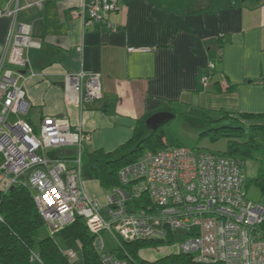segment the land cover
<instances>
[{
	"label": "crops",
	"instance_id": "crops-1",
	"mask_svg": "<svg viewBox=\"0 0 264 264\" xmlns=\"http://www.w3.org/2000/svg\"><path fill=\"white\" fill-rule=\"evenodd\" d=\"M40 1L41 8L26 7ZM117 3L118 9L106 16L117 27L111 32L72 18L81 0H0V10L19 8L15 17L0 18V47L13 24L30 26L40 42V49L30 53L34 76L24 72L27 110L12 120L36 128L43 118L57 117L80 127L89 136L81 151L93 153L91 168L96 152L121 154L138 126L178 105L201 107L220 118L227 113L246 130L264 127V0L236 8L227 0ZM80 71L98 75L102 93L99 101L81 109L66 105L62 91L64 74ZM203 76L208 80L202 84ZM91 175L80 178L82 187L104 206L96 191L101 186ZM63 252L76 257L72 250Z\"/></svg>",
	"mask_w": 264,
	"mask_h": 264
},
{
	"label": "built area",
	"instance_id": "built-area-1",
	"mask_svg": "<svg viewBox=\"0 0 264 264\" xmlns=\"http://www.w3.org/2000/svg\"><path fill=\"white\" fill-rule=\"evenodd\" d=\"M85 25L99 24L111 32L117 27L106 16L118 9L117 0H81ZM43 2L26 7H42ZM19 8L0 10L1 17H15ZM40 49L31 27L13 24L7 43L0 47V189L27 188L37 212L52 232L81 218L103 264H130L113 253H103L100 233L107 231L122 246L167 234L180 237L172 243L178 253L195 264H264L260 225L264 206L246 199L239 161L204 150L172 147L146 152L117 172L118 185L104 206L85 193L80 180L81 146L89 140L80 127L64 118L46 117L38 127L23 120L24 72L30 77V53ZM129 52L139 51L130 48ZM209 70L214 68L208 63ZM203 76L201 83L207 82ZM63 101L84 108L102 98L100 77L84 71L67 73L62 83ZM73 153L61 155V150ZM55 152V153H53ZM52 153V156L48 154ZM145 196L147 204L141 203ZM138 200L140 203L135 204ZM144 200V201H145ZM143 201V202H144ZM104 215L106 218H104ZM73 259V253H67Z\"/></svg>",
	"mask_w": 264,
	"mask_h": 264
},
{
	"label": "trees",
	"instance_id": "trees-1",
	"mask_svg": "<svg viewBox=\"0 0 264 264\" xmlns=\"http://www.w3.org/2000/svg\"><path fill=\"white\" fill-rule=\"evenodd\" d=\"M227 1L231 8H236L244 4H257L261 0ZM202 119L207 120L205 113ZM229 119L228 114L224 113L222 118L211 122ZM233 122L234 125L224 124L211 128L206 133L212 142L220 138H232L227 141L223 155L239 161L241 168L244 160H253L259 164L257 176L250 182L259 189L263 200V203L257 204L264 206V127L251 126L246 130L242 124L235 120ZM163 139L162 127L150 131L144 122L135 129L131 140L121 147L123 155L118 159L111 154L96 152L95 165L91 168L93 177L101 187L114 189L119 182L117 177L119 169L134 163L146 152L166 149ZM139 200L145 204L148 202L145 196H141ZM140 202L134 201L135 204ZM45 228L46 232H44ZM259 229L264 242V220ZM56 235L65 241L73 240L79 243L82 264H103L96 246V237L89 233L81 218H76L69 226L52 232L37 212L32 195L27 188L18 186L8 192L0 189V264H72V259L59 248L55 241ZM172 238V235L168 233L164 239L123 242L128 251L122 244L120 252L115 256L121 260L128 259L130 264H195L191 258L178 252L158 257L154 261L141 259L138 256L141 249L172 244Z\"/></svg>",
	"mask_w": 264,
	"mask_h": 264
},
{
	"label": "rangeland",
	"instance_id": "rangeland-1",
	"mask_svg": "<svg viewBox=\"0 0 264 264\" xmlns=\"http://www.w3.org/2000/svg\"><path fill=\"white\" fill-rule=\"evenodd\" d=\"M169 111V113L172 114L174 117L169 122L161 126L162 131L164 133L163 140L167 148L181 146L192 151L200 149L217 155H223V153L226 151L227 141L232 138H220L217 141L212 142L210 141L209 136L206 132L211 128H217L224 124L234 125L235 123L233 122V120L229 119L226 121L211 122L212 120H217L218 118H220V115L218 113L209 112L206 113L207 120L205 121L202 119V108L196 106L187 107L183 105H178L173 109L169 108ZM29 115H31V112L29 113ZM120 152L121 154L119 152L115 153V158L118 159L123 155V152ZM48 155L52 156V153H49ZM92 159L93 153L88 152V154L85 153L83 155L81 153L80 178L82 181L86 180L88 174H92ZM258 168L259 164L256 161L244 160L242 162L241 171L244 177V190L246 192V199L254 204L263 203L259 189L253 183L250 182L252 178L257 176ZM96 191H99V196H103V203H106L105 196L108 195L111 190L97 186ZM104 218H106L105 215ZM44 232H46V228L44 229ZM172 237L177 240L180 236L175 233ZM100 238L102 239L104 245V248L102 250L103 253H114L115 255L120 252L121 248L107 231L101 232ZM54 239L58 242L57 244L59 245L62 251L67 252L69 250H72L75 253L76 257L74 258V260H72V264H82L80 245L77 241H65L61 239L59 235L54 236ZM98 239L99 235L97 236V240ZM122 241L125 243L130 242L127 239L125 240V238H123ZM123 246L125 250L128 251V248L124 244ZM177 250V246L172 243L157 248L141 249L138 252V256L141 259L154 261L158 257L167 255L172 252H176Z\"/></svg>",
	"mask_w": 264,
	"mask_h": 264
},
{
	"label": "water",
	"instance_id": "water-1",
	"mask_svg": "<svg viewBox=\"0 0 264 264\" xmlns=\"http://www.w3.org/2000/svg\"><path fill=\"white\" fill-rule=\"evenodd\" d=\"M172 118L173 115L170 113H158L148 118L145 122V125L148 130L154 131L158 127H161L169 122Z\"/></svg>",
	"mask_w": 264,
	"mask_h": 264
}]
</instances>
